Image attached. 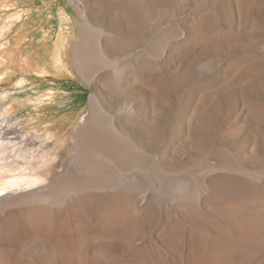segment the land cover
I'll use <instances>...</instances> for the list:
<instances>
[{
  "label": "rangeland",
  "instance_id": "1",
  "mask_svg": "<svg viewBox=\"0 0 264 264\" xmlns=\"http://www.w3.org/2000/svg\"><path fill=\"white\" fill-rule=\"evenodd\" d=\"M2 2L9 6L0 5V60L13 45L15 30L21 28L24 22V29L28 28L23 29V40L15 55L16 63L25 65L27 56L35 54L43 47L44 38L51 43L57 40L61 42L60 52L55 53L59 75L48 74L40 68H31L27 72L21 68L7 71L11 66L0 63V135L2 134V139L16 142L19 152L26 149L32 152V157L12 156L6 161L12 166L15 165L14 167L27 166L32 171L30 179H38V187L55 181L63 172L67 153L75 142L77 131L90 118L91 95L97 92L110 110L116 108L121 97L104 80L86 81L76 68L73 58L75 44L81 41V13L87 12L92 25L104 29L107 35L117 36L123 42H132L128 49L130 54H135L143 44L154 47L161 34L167 35L163 53L160 51L154 54L153 62H143L149 69L148 76L141 72L129 73L124 82L136 97L141 95L135 86L136 81L154 86L163 85L169 105L164 109L166 113L163 124H158L163 125L166 138L165 170L169 174H175L188 168L187 173L192 175L197 194L191 197L181 195L182 198L172 199L169 195L175 190L170 188L171 192H168L169 189L160 188L153 180L152 209L135 230L129 231L123 227L116 230L119 236L117 245L109 239L99 240L97 236L103 231L89 223L77 234L79 229L75 227V220L78 219V209L70 200L59 216V220L64 222L63 227H59L57 231L67 242L75 234L82 240L79 245L70 247L73 256L78 258L73 264H157L158 255L160 264H171L169 260L164 261L159 252L164 251L167 254L172 248L174 252L182 248L183 252L179 250V254L193 251L196 256L194 264L243 262L236 255H228V252L230 254L233 251L232 245L223 246L225 249L222 250L227 255L222 250L218 252V248L223 247L216 248L201 232L203 224L223 226L225 229L226 225L220 217L230 216V206H236L239 201L250 202L254 198L264 201V0ZM130 11H134L135 19L128 21L126 14ZM19 15L21 16L18 17ZM12 21H15V25L9 31L5 24L9 25ZM139 29L143 41L133 43L135 32ZM180 30L182 34L178 35ZM34 31L36 36L33 35ZM109 55L111 58L115 56L112 53ZM116 56L124 57L123 54ZM149 96H141L145 107L150 105ZM184 99H188V103ZM196 108L198 116L195 119L200 122L197 127L200 136L197 138L199 142L193 143L184 130L187 129L186 117ZM146 111L150 114V109L147 108ZM256 114L260 117V122L255 118ZM204 116L210 121L209 127L202 122ZM235 131L239 134L237 138L231 135ZM136 132V140H142L141 144L144 142L143 135ZM133 145L141 148L138 143L127 140L124 145L119 146L111 143L109 150L119 160L125 150H134ZM149 148L155 151L158 145H149ZM44 151H48V154L41 157ZM186 164L189 166L184 168ZM193 166L195 169H192ZM220 166L249 170V174H241L246 186L242 185L241 180H235L226 189H222L221 194L219 192L208 198L207 193L204 196L200 188L202 170ZM252 172L255 173L254 178H251V174H254ZM3 185V182L0 183V187ZM25 187L26 183H20L17 192L23 191ZM11 193L7 188L0 193V198ZM197 195L201 201H198ZM140 203L141 194L132 204L131 211L134 216L141 218L143 208ZM235 226V229L241 231L240 223ZM18 229L12 214L0 213V231H3L4 239L15 244L20 233ZM171 229H177L176 232L179 233L180 239L177 237L179 240H175L178 241L177 244L180 242L179 247L173 242L174 239L168 237L167 233ZM228 229L226 226V230ZM104 232L107 236L111 234L108 230ZM198 240L203 244H199ZM172 243L176 244L177 250L174 244L170 248ZM187 243H192V246L188 247ZM247 244L248 254L253 258L251 263L264 264V241L257 245L251 239ZM196 245L205 252L201 255L204 258L200 256L202 251ZM80 247L83 249L79 250ZM157 249V253L153 254ZM80 251L84 253L81 258ZM224 254L226 259L220 257H224Z\"/></svg>",
  "mask_w": 264,
  "mask_h": 264
},
{
  "label": "bare ground",
  "instance_id": "2",
  "mask_svg": "<svg viewBox=\"0 0 264 264\" xmlns=\"http://www.w3.org/2000/svg\"><path fill=\"white\" fill-rule=\"evenodd\" d=\"M0 5L9 6V4L3 3L2 0H0ZM134 14V11L127 13V20H134ZM81 17L83 19L80 28L81 41L75 44L73 58L76 68L86 81L104 80L110 84L111 88H115L121 97L117 101L116 108L110 110L97 92L91 95L90 118L79 127L75 142L67 153L68 156L64 164L63 172L55 181H51L42 187L36 185L38 179H30L29 176L32 171L27 166L14 167L15 165L12 166L6 161L7 158L12 156H15V158L32 157V152L29 149L19 152L20 148H17L16 142H12L9 139H2V134L0 135V183L3 182L4 184L0 187V193L4 192L7 188L12 192L0 198V213L12 214L15 217L19 227L18 230L20 231L15 244H13V241L4 239L3 231H0V238H2L0 239V264H73L78 258L76 259L73 256L70 247L82 243V240L77 234L82 229L84 230L88 223L99 227L103 231L97 236L99 240L106 241V239H109L113 244L117 245L119 236L116 234V230L121 227L124 229L127 228L129 231L135 230L142 222V219H145L148 212L152 209L154 197L152 191L153 180L160 188L165 190L169 189L168 192H171L170 188H173L175 192H171L169 195L172 199L182 198L181 195L191 197L197 194L194 188V181H192V175H190V172L189 175L187 173L188 168L183 169L184 171L179 170L180 172L178 173L173 171L175 174H169L165 170L164 148L166 146V138L163 133L164 129L162 124L165 120L166 113L164 109L168 107L169 100L164 94L163 85L158 84L154 86L150 83L146 84L136 81L135 86L141 94L136 97L133 96L134 94L132 95V92H130V89L126 87L124 82L126 75L129 73L136 74L137 72H141L148 76L149 69L143 62H153L154 54L156 55L160 51L163 53L162 48L164 49L165 44H167V35L164 33L161 34V38L157 40L154 47H146L143 44L142 48L138 49L135 54H130L128 49L132 46V42H123L117 36L107 35L104 29L94 27L87 12H82ZM24 23H22L21 28L15 30V41L11 48L9 50L7 49V54L2 56L0 63H7L11 66L7 71H16V69L21 68L22 71L27 72L31 68H40L47 73L59 75L60 70L56 65L55 53L61 50L60 40L51 43L44 38L43 47L36 53L34 52L35 54H29L26 58L25 65L15 62V55L23 40ZM14 25L15 21H12L9 25L5 24V27L10 31ZM181 31L177 34H182ZM135 33L133 43L142 42L143 37L140 35V29ZM35 34L36 32L34 31L33 35L36 36ZM109 53L115 56L111 58ZM121 54L124 57H121ZM134 79L137 78L134 77ZM142 95L145 97L147 95L151 96L148 107L144 106L145 101L141 97ZM184 100L186 103L189 101L188 99ZM181 105L184 104L182 103ZM147 108L150 109V114L146 111ZM197 112L198 110L196 108L186 117L185 122L187 127L184 130L185 134L193 143L199 142L197 138L200 136L197 130L198 125L200 126V122L196 120L198 116ZM205 115H208V113L205 112ZM255 118L258 120L260 117L256 114ZM151 120H154V122H149ZM202 122L206 127L210 126L208 117L204 116ZM158 123L162 124L159 125ZM135 132L143 135L144 142H142L143 144L141 143L142 145L140 144L142 138L140 142L136 140ZM235 132L233 133L234 135H231L237 138L239 134ZM127 140L133 141L136 144L138 143L141 148L133 145L134 150H125L124 156H120V159L117 160L111 154L109 146L111 143L118 146L124 145V142L126 143ZM154 144L158 145V149L156 148L155 151H151L149 145L152 146ZM253 146L256 147V144ZM47 154L48 151H44L41 157H46ZM203 163L205 164V162ZM187 165H184V168ZM190 165L193 164L190 163ZM194 166L192 169H195ZM246 170H238L228 166H220L218 168L210 167L205 171L202 170L203 172L199 180L200 188H202L204 196L206 192L207 197L210 198L211 196L217 195L222 189H226L230 185L229 183L235 180H241L243 182L242 185H245L244 178H242L241 174L250 173L249 170ZM254 175L255 173L251 174V178H254ZM257 177L259 178V175ZM22 182L26 183V187L23 191L17 192V188ZM139 194H141L140 204H142L141 206L143 208L141 218L137 217V215L134 216L133 211H131L132 204L137 201ZM197 196L198 201H201V198L199 199L200 196ZM70 200L75 203L78 209V219L75 220L77 222L75 227L79 230L76 231L77 234H75L74 238L72 236L67 242L64 239L65 237H62L57 230L59 227H63L64 222L59 220V216L62 215V210ZM247 201H239L236 206H230V213L228 214L230 216H219L221 221L229 228L228 230H226V226L224 229L222 228L223 226H204L203 224L201 232L211 243H214L216 248L218 246L227 247L232 245L234 249L231 246L233 251L230 249L232 252L230 251V254L228 252V255H236L238 259L243 262L245 261L239 264H252L253 258L248 254V241L251 239L255 240L256 244H262L264 241V201L255 200V198L250 202L249 200ZM236 223L241 224V231L235 229ZM174 229L169 230L167 234L177 244L178 241L176 242L175 240L179 233L177 234V229ZM105 230L110 231L111 234L107 236L104 232ZM178 238L180 239V236ZM198 241L199 244L202 243V241ZM203 241L205 242V240ZM191 242L193 243V241ZM192 243L188 244V247L192 246ZM173 244L170 245V248L174 247L172 246ZM176 244L174 245L177 250ZM199 246L202 249L204 248L201 245ZM224 247L221 249L218 248L217 251L219 252L225 249ZM201 248L198 247L197 249L202 251ZM82 249L83 247H80L79 250ZM172 249H170L171 251L168 250L167 254L164 251L159 252L164 261L169 260L171 264L196 263V256L192 248H190L191 250L189 249L192 252H188V254H179L178 251L180 250L181 252L182 248H178L179 250L176 252H174V248ZM156 251L158 249L155 252L153 251V254H156ZM198 252L200 253V251ZM201 253L200 256L205 252ZM223 253L226 254V252ZM220 254L222 253L220 252ZM220 254L217 253V255ZM225 254L224 257L223 255L220 257L226 259L227 254ZM81 255H84L83 251L79 252V258L82 257ZM101 257L103 259L104 254ZM201 257L204 258L203 256ZM157 258L160 262L159 255ZM229 259H232V257H229ZM114 262L116 263V261Z\"/></svg>",
  "mask_w": 264,
  "mask_h": 264
}]
</instances>
